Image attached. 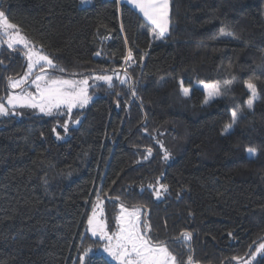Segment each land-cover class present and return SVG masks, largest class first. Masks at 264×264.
Wrapping results in <instances>:
<instances>
[{
  "label": "trees",
  "instance_id": "16d2710c",
  "mask_svg": "<svg viewBox=\"0 0 264 264\" xmlns=\"http://www.w3.org/2000/svg\"><path fill=\"white\" fill-rule=\"evenodd\" d=\"M0 11L54 61L52 77H113L90 82L91 102L70 118L64 108L0 116V264H79L102 244L85 231L95 193L112 231L121 203L149 210L148 235L181 264L250 259L264 241V0H170L161 38L120 0H0ZM24 52L0 47V97L26 72ZM201 81H219L222 94L205 104ZM159 184L168 191L157 198Z\"/></svg>",
  "mask_w": 264,
  "mask_h": 264
},
{
  "label": "snow or ice",
  "instance_id": "6c2138e0",
  "mask_svg": "<svg viewBox=\"0 0 264 264\" xmlns=\"http://www.w3.org/2000/svg\"><path fill=\"white\" fill-rule=\"evenodd\" d=\"M82 4L88 3V0H81ZM127 3L139 10L147 22L151 25V31L156 34L157 38L163 37L169 30V0H127ZM223 32V30H221ZM6 44L8 49L15 50L18 46L25 49L24 55L27 60V71L19 78L8 77L10 89L20 91H11L6 97H0V116L10 114L17 107L38 109L40 113L52 115L54 110L59 111L66 109V114L71 117L73 108H83L88 104L91 97L88 95L89 78L83 79H66L61 77H52L45 69H55L57 65L46 54L42 46L35 47L25 35L21 34L18 25L10 23L5 12L0 11V47ZM126 62H134L133 54L129 49L124 57ZM2 64V61H0ZM39 68L38 72L34 69ZM60 71H64L60 69ZM125 75H127L125 71ZM34 77V78H33ZM95 80H102L112 86V76H96ZM126 82V81H121ZM207 96L204 103L207 104L215 97L220 96L221 86L219 81L205 83L201 81ZM225 85H230L231 81H225ZM32 85L35 91H27L26 88ZM245 87L250 92V98L247 100V107L252 108L255 100L258 98L257 85L251 80L245 81ZM181 90L184 96L189 95V89L184 88L181 84ZM135 95V93H133ZM6 101V103H5ZM7 105V106H6ZM232 122L225 126L224 131L227 133L237 122L238 116L233 111ZM79 121H73L78 123ZM63 131L68 132L69 121L66 120L62 125ZM57 139L62 138L56 128H53ZM161 147L163 145L161 144ZM255 149H248L249 154L255 153ZM151 155V149H148ZM169 153L165 150L164 159L167 160ZM153 187V186H149ZM155 196L160 198L163 192L168 191L165 184H159L158 188H153ZM119 197H117V200ZM102 202L99 193L97 194V203L93 205L92 214L88 217L89 231L92 236H99L105 241L103 252L107 253L119 264H181L168 248L167 243L154 240L148 231L150 226L145 225L141 228L140 209L133 208L129 210L123 203L120 205V214L115 217L118 231L109 233L106 222L101 219L103 214ZM99 210V211H98ZM231 235V234H230ZM181 238L184 242L192 239L191 232H182ZM94 250L91 246L83 249L79 257V264H91L89 257ZM259 253H264V243H260L256 251L251 254L254 260ZM240 260L241 258L235 257ZM187 264H194L191 255L187 258ZM242 264H251L250 260L242 261Z\"/></svg>",
  "mask_w": 264,
  "mask_h": 264
},
{
  "label": "rangeland",
  "instance_id": "374dc122",
  "mask_svg": "<svg viewBox=\"0 0 264 264\" xmlns=\"http://www.w3.org/2000/svg\"><path fill=\"white\" fill-rule=\"evenodd\" d=\"M91 1V0H90ZM120 1H123V2H126L127 3V0H120ZM129 4V3H128ZM132 6V5H131ZM134 7V6H133ZM135 8V7H134ZM169 8H170V0H169ZM138 12H139V10L137 9V8H135ZM140 13V12H139ZM141 14V13H140ZM142 15V14H141ZM143 16V15H142ZM23 47V46H22ZM27 63V62H26ZM50 69V68H49ZM39 70V68H37V69H34L33 71L34 72H36V71H38ZM46 70V72H48L47 70L48 69H45ZM26 71H27V68H26ZM49 74V73H48ZM51 76V75H50ZM96 76H103V75H94V76H92V77H88L89 78V83L90 82H93V81H96L95 80V77ZM34 78V77H33ZM61 78H66V79H83V78H85V77H61ZM102 81V80H101ZM205 83H211V82H205ZM198 86L199 87H201L202 89H204V87H203V84L200 82V83H198ZM26 90L27 91H35V88H34V86H32V85H29L27 88H26ZM205 90V89H204ZM15 91H20L19 89H16ZM88 95H89V87H88ZM206 96H207V92H206ZM1 97H3V95L1 96ZM216 98V97H215ZM215 98H213V99H215ZM213 99H211L210 101H212ZM209 101V102H210ZM91 102V99L89 100V102H88V104ZM5 103H6V101H5ZM87 104V105H88ZM87 105H85L83 108H85ZM7 106V105H6ZM77 108H79V107H77ZM16 109H26V110H30V111H32V112H34V113H37V114H40V115H46V114H44V113H40L39 112V110L38 109H32V108H21V107H17ZM74 109V108H73ZM54 112H57V111H55L54 110ZM53 112V113H54ZM79 123V122H78ZM78 123H74V125H78ZM233 128V127H232ZM232 128L229 130V131H231L232 130ZM228 131V132H229ZM227 132V133H228ZM226 132L225 131H223V134H225ZM60 134V136L62 137V138H60L59 140H65L67 137H68V135L67 134H64V133H59ZM97 194L98 193H95V195L91 198V201H90V204H89V211H88V213H87V217H86V223H85V231L87 232H89L90 234H91V232L89 231V225H88V223H87V221H88V217L92 214V210H93V205H95L96 203H97ZM100 200H101V202H102V209H103V214H102V216H101V219H103L105 222H106V220H105V216H104V200H103V198H101L100 197ZM129 210H132L133 208H138V209H140V218H141V228H142V230L144 229V227H145V216H144V212H143V209L142 208H140V207H127ZM99 211V210H98ZM119 214H120V211H119ZM118 214V215H119ZM107 224V223H106ZM107 230H108V232L111 234V233H114V232H116V231H118V228L116 227V230L115 231H112V230H110L109 228H108V226H107ZM92 235V234H91ZM94 237V236H93ZM95 238H97V239H100L99 238V236L97 235V236H95ZM101 240V239H100ZM102 241V244L100 245V246H98V247H96L95 249H93L94 250V252L93 253H97V254H101V255H104L106 258H108L111 262H113L114 264H119V262L118 261H116V260H114L112 257H110L107 253H104L103 252V245H104V243H105V241H103V240H101ZM261 243H264V241L263 242H261ZM259 246V244L257 245V247ZM169 248V247H168ZM169 250H170V248H169ZM171 251V250H170ZM255 251H256V249H255ZM254 251V252H255ZM172 252V251H171ZM173 253V252H172ZM174 254V253H173ZM264 253H259V254H257V256H256V258L254 259V260H252L251 259V257H250V261H251V263H253L257 258H259L260 256H262Z\"/></svg>",
  "mask_w": 264,
  "mask_h": 264
},
{
  "label": "flooded vegetation",
  "instance_id": "af4514ba",
  "mask_svg": "<svg viewBox=\"0 0 264 264\" xmlns=\"http://www.w3.org/2000/svg\"><path fill=\"white\" fill-rule=\"evenodd\" d=\"M6 45V44H5ZM26 62H27V60H26ZM27 64V63H26ZM49 70V69H48ZM47 70V71H48ZM39 71V70H38ZM38 71H36V72H38ZM24 75V72L22 71V73L19 75V76H15V77H13V78H19V77H21V76H23ZM7 88H8V93L9 92H11V91H15V90H13V89H10V87H9V84H8V80H7ZM3 96H7L6 94H4Z\"/></svg>",
  "mask_w": 264,
  "mask_h": 264
},
{
  "label": "water",
  "instance_id": "95a60500",
  "mask_svg": "<svg viewBox=\"0 0 264 264\" xmlns=\"http://www.w3.org/2000/svg\"><path fill=\"white\" fill-rule=\"evenodd\" d=\"M3 97H5V96H3ZM148 215H149V210H147L146 211V213H145V223L148 225ZM148 226H150V225H148ZM249 254H250V252H248V254H247V256L246 257H248L249 256Z\"/></svg>",
  "mask_w": 264,
  "mask_h": 264
},
{
  "label": "built area",
  "instance_id": "2783aa9c",
  "mask_svg": "<svg viewBox=\"0 0 264 264\" xmlns=\"http://www.w3.org/2000/svg\"><path fill=\"white\" fill-rule=\"evenodd\" d=\"M123 76H124V74H123V72H122V74H121V78H123Z\"/></svg>",
  "mask_w": 264,
  "mask_h": 264
},
{
  "label": "crops",
  "instance_id": "0c3cea01",
  "mask_svg": "<svg viewBox=\"0 0 264 264\" xmlns=\"http://www.w3.org/2000/svg\"><path fill=\"white\" fill-rule=\"evenodd\" d=\"M88 3H90V0H88ZM88 3H86V4H88ZM85 5V4H84Z\"/></svg>",
  "mask_w": 264,
  "mask_h": 264
}]
</instances>
